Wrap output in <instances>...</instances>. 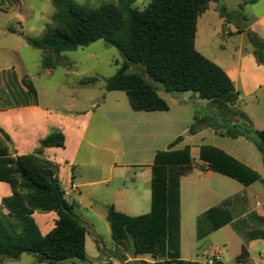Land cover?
Segmentation results:
<instances>
[{
	"label": "trees",
	"instance_id": "1",
	"mask_svg": "<svg viewBox=\"0 0 264 264\" xmlns=\"http://www.w3.org/2000/svg\"><path fill=\"white\" fill-rule=\"evenodd\" d=\"M50 1L55 8L52 23L45 27L41 37L25 38L28 45L46 53L41 61L44 68L61 65L58 59L63 52L102 39L123 58L117 71L105 81L107 91H123L133 111L147 112L168 110L159 89L170 94L195 93L199 99L207 100L211 109L193 110L187 134L209 127L218 136L251 140L264 167V129L252 128L246 114L234 106L237 97L233 83L194 47L198 16L218 0H149L142 10L133 8V0H117L97 7L74 0ZM219 13L222 17L227 15L224 6H219ZM246 36L256 62L264 65V41L253 32ZM130 64L139 65L159 87L128 71ZM21 81L32 90L26 77ZM181 139L176 138L168 149L154 155L148 213L131 216L111 205L105 208L114 243L131 258H151V263L130 260L122 264H199L183 260L179 254L178 183L193 168L188 146L171 150ZM63 145V134L52 130L34 152L15 156L9 137L0 129V182L9 184L11 189V195L0 202V264L22 254H31L37 263L45 264L88 262L86 228L64 196L57 164L42 153L43 148ZM198 158L210 170L244 185L260 179L258 173L216 147L200 146ZM34 211L56 213L55 225L47 234L40 233L32 218ZM225 225H230L242 240L238 255L241 261L247 258L249 241L264 239V217L248 212L234 218L224 206L212 207L197 217L196 239L199 241Z\"/></svg>",
	"mask_w": 264,
	"mask_h": 264
},
{
	"label": "crops",
	"instance_id": "2",
	"mask_svg": "<svg viewBox=\"0 0 264 264\" xmlns=\"http://www.w3.org/2000/svg\"><path fill=\"white\" fill-rule=\"evenodd\" d=\"M248 4L251 9L245 12L244 6ZM219 6H224L227 12L225 17L220 15ZM235 6L240 12L229 9L232 7L230 0L211 2L207 10L197 18L194 47L225 72L236 93L234 106L246 114L253 129L262 130L264 127H256L255 115L249 111L248 106L254 103L260 107L264 102V65L256 62L246 33L253 32L264 41V0H244ZM3 36L16 37V41L23 40L21 37L26 38L11 30H4ZM45 70L46 75L52 74L51 68ZM63 70L68 74L66 68ZM27 76L24 69L0 64V129L9 137L11 151L15 156L34 152L40 140L52 130L63 134L62 147H46L42 153L44 158L57 164L61 187L69 188L65 198L86 228L84 244L89 263L122 264L148 256L131 258L127 251L114 243L105 208L111 205L117 211L131 216H134L130 213L133 210L149 211L154 155L157 151L168 149L178 137L182 139L171 150L188 146L193 165L189 173L179 178L178 183L181 259L183 223L190 227L206 210L224 206L234 218L248 212L264 217V167L261 155L253 144L242 137L232 139L218 136L209 127L193 135L187 134L193 110L211 109V106L201 105L197 94L182 92L172 96L175 104L168 103L166 111H133L123 106L121 110L95 115L75 111L74 98L69 96L71 90L67 85H45L41 90ZM23 77L29 80L33 91L22 83ZM193 94L195 98L191 97ZM206 103L209 104L208 101ZM113 145L121 150L119 156L116 153L118 160L109 159L105 154ZM202 145L223 150L258 173L260 179L244 185L210 170L207 163L192 157V148L195 147L198 152ZM9 195V184L0 182V202ZM32 218L40 233L45 235L54 227L57 215L53 211H34ZM98 227L105 229L114 243L113 249L107 250L101 244ZM261 241L264 239L249 241L247 258L245 261L238 259L237 264H260L251 260L250 250ZM22 255L12 261H19ZM123 258L125 261H122ZM9 260H3L2 264H8ZM31 261L36 262L32 255ZM67 262L74 264L78 261Z\"/></svg>",
	"mask_w": 264,
	"mask_h": 264
},
{
	"label": "rangeland",
	"instance_id": "3",
	"mask_svg": "<svg viewBox=\"0 0 264 264\" xmlns=\"http://www.w3.org/2000/svg\"><path fill=\"white\" fill-rule=\"evenodd\" d=\"M74 1L91 7H97L107 2H117V0ZM243 1L230 0L232 7L229 9L236 13L240 12V9L235 5L239 2L242 4ZM148 2L149 0H133L132 6L137 10H142ZM250 9V4L244 6L245 12ZM54 12L55 8L50 0H0V64L5 63L9 68L17 67L24 69L28 75L27 78L32 79L41 90L45 85H67L71 90L69 96H73L74 98L75 111L89 112L90 114L95 113L96 115L100 112L121 110L123 106L130 110L127 96L123 91H107L105 89L106 79L117 71L123 58L115 47L107 45L102 39L92 42L87 46L63 52L58 59L61 65L51 67L52 74L48 76L46 75L45 68L41 66L42 57L46 54L43 50L35 49L28 45L24 37H21L23 40L16 41V37L6 38L3 36L4 30H11L26 37L39 38L42 36L45 27L52 23ZM63 68L68 70V74L64 73ZM128 71L141 75L146 81L159 87L157 83L153 82L143 72L139 65L130 64ZM158 94L167 103L175 104V99L172 96L176 94L165 93L161 89L158 90ZM40 95L43 97V91L40 92ZM59 95L61 96V94ZM206 101L201 99V105L204 107L210 106ZM248 109L255 115L256 127H264V102L261 103L260 107L255 106L254 103H250ZM215 138L222 140L219 137ZM225 140L230 141L231 139L226 138ZM249 142L253 144L251 140ZM253 146L257 151L254 144ZM120 152V148L117 145H113L110 146V151H107L105 154L109 159L118 160ZM116 153L118 156H116ZM197 156L198 152L193 147L192 157L198 160ZM148 212V210H133L130 213L136 216ZM182 228L181 255L184 260L202 262L215 249H219L222 257L220 264H237L242 240L230 225H225L223 228L212 232L199 241L196 240V222H192L190 227L184 222ZM98 233L102 237L101 244L107 250L113 249L114 243L106 234L105 229L98 227ZM250 255L253 262L264 264V241L252 247ZM142 260L150 262L151 258L145 256ZM8 264L45 263L32 262L30 254H23L19 261H12L10 259ZM60 264L71 263L65 261ZM74 264L91 263L75 262Z\"/></svg>",
	"mask_w": 264,
	"mask_h": 264
},
{
	"label": "built area",
	"instance_id": "4",
	"mask_svg": "<svg viewBox=\"0 0 264 264\" xmlns=\"http://www.w3.org/2000/svg\"><path fill=\"white\" fill-rule=\"evenodd\" d=\"M62 191L64 196H66L69 192V188L67 186L62 187ZM222 261L221 253L218 249H215L212 254L206 257V259L202 262L198 261L199 264H216Z\"/></svg>",
	"mask_w": 264,
	"mask_h": 264
},
{
	"label": "water",
	"instance_id": "5",
	"mask_svg": "<svg viewBox=\"0 0 264 264\" xmlns=\"http://www.w3.org/2000/svg\"><path fill=\"white\" fill-rule=\"evenodd\" d=\"M191 97H192V98H195V95L193 94Z\"/></svg>",
	"mask_w": 264,
	"mask_h": 264
}]
</instances>
